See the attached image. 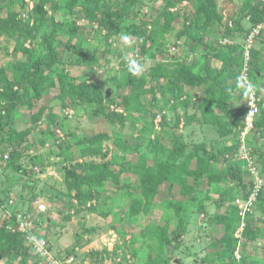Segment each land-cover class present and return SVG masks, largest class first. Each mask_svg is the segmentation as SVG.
Returning a JSON list of instances; mask_svg holds the SVG:
<instances>
[{
    "label": "rangeland",
    "instance_id": "374dc122",
    "mask_svg": "<svg viewBox=\"0 0 264 264\" xmlns=\"http://www.w3.org/2000/svg\"><path fill=\"white\" fill-rule=\"evenodd\" d=\"M13 1L17 10L22 4L27 11L35 6L32 0ZM218 1L223 21L228 26L233 28L234 21L239 20L242 32L236 34L235 41L244 47L256 28L252 27L249 15L245 14L248 7L246 9L244 4L247 0ZM110 3L118 6L110 9L113 14L110 20L120 29L132 25L142 32L150 30L158 35L153 50L155 57H145L144 62L137 58L139 53H135L134 45L140 41L133 36L134 32L126 44L121 38L113 37L108 30H100L96 21L82 20L78 26L85 33L74 37L75 44L71 45L67 38L60 39L69 46L58 49L62 54L51 71L57 82L60 74H69L85 80L91 89L110 88L105 85L108 80L114 82L117 79L125 83L127 73L123 69L126 63L130 65L132 61L136 65L144 63L145 68L149 69L155 64H190L205 57L201 51L192 52L187 38L177 39L194 14L196 0H137V4L129 9V2L125 0H111ZM46 10L50 14L51 6L48 5ZM165 11H173L177 16L170 22L171 28L163 33L160 25L166 16ZM4 14L5 11L1 16ZM22 14L25 20L26 13ZM156 19H159V26L152 24ZM209 32L204 34V39L211 44L217 34L221 36L217 29ZM121 35L125 36L126 33L122 32ZM15 42L7 38L0 40V46L5 45L0 50V67L4 66L11 78L12 73L8 68L14 60H27L25 55L5 51L6 45H16ZM249 44H252L251 50L264 45V33L255 35ZM104 51L106 54L103 55ZM89 54L95 56L87 63ZM212 66L214 68V64ZM262 66L264 69V63ZM201 70V67L198 68V72ZM57 86L40 100H33L32 109L21 108L20 121H17L21 123H17L14 129L18 133L27 131L31 127V114L44 105V114L48 116L49 111L54 113L57 120L63 123L62 127L59 124L47 126L43 138L39 132L26 135L21 146L23 156L18 162L23 172L7 166L5 157L12 150L11 147L6 146V156H0L3 166L0 168V230L5 227L7 232L14 234L7 229L10 223V219L5 218L7 213L30 212L38 215V206L46 207L40 216L41 223L33 225L30 233L22 234L24 242L17 250L11 248L7 236L0 238V264H201L202 258L206 261L212 258L217 264L220 260H228L229 254L224 245L228 240L229 243L237 241L233 258L238 260L244 256L248 264H264L262 130L254 128L244 136V128L238 131V128L230 126L233 133L222 138L217 127L202 122V99L195 96L191 88H184L178 100H173L176 92L166 90L170 98L166 104L161 94L153 98L155 93L150 86L140 90L121 86L118 93L128 100H124L123 105L106 102L102 107L108 115L125 117L122 122L110 125L92 115L95 105L76 104V101L72 105L68 97H56L59 94ZM3 93L0 87V96ZM262 104L264 108V101ZM233 106L234 109L243 107V102L235 100ZM6 107L7 103L0 99V110ZM216 118L221 120L224 117L218 113ZM9 131V127H6L0 132V139L4 143L9 140ZM104 131L115 134L117 142L123 143L121 149H117L112 141L103 142L101 146L87 149L96 148L100 154H85L83 158H79V155L84 145L76 144L72 153L65 149L68 143L73 144L84 136L91 137ZM232 145L238 146L233 157L225 154ZM125 147L127 149L124 150ZM175 149H181L182 155L176 159L171 170L175 172L177 167L179 171L182 170L180 181L158 184L153 192L146 191L145 186L141 185L146 173L140 167L151 170L157 163H170L169 156ZM211 154L215 156L211 157ZM187 157L191 160L187 161ZM115 160L119 163L116 170L121 171L117 189L108 185L105 191L94 188L90 191L83 187V193L91 194V199H82L67 189L64 174L72 165L85 162L106 165ZM207 164L214 173L231 170L232 167L235 178L241 173L243 180L238 182L239 179L227 177L225 181L214 184L208 179L210 172H203ZM250 182H253V188L259 184L260 189L252 197L256 200L243 216L240 206L254 190L249 187ZM127 185L130 189L126 187L124 190L123 186ZM116 190L118 193L114 196ZM168 204L180 207L184 233L180 240L164 246L158 226L164 227L166 235L172 237L179 220L174 208ZM232 207L235 208L233 216L237 224L232 231H228L221 216L231 212ZM247 230L253 236L250 242L245 238ZM71 259L72 262H69Z\"/></svg>",
    "mask_w": 264,
    "mask_h": 264
},
{
    "label": "trees",
    "instance_id": "16d2710c",
    "mask_svg": "<svg viewBox=\"0 0 264 264\" xmlns=\"http://www.w3.org/2000/svg\"><path fill=\"white\" fill-rule=\"evenodd\" d=\"M0 1H2V5L0 6V40L1 38H7L10 42L16 41V45H6L7 49L5 51H13L15 55L21 54L22 56H27V60L23 58H21L22 60L15 59L14 63L9 66L8 71L9 73L11 71L12 78L7 75L8 72L6 73L7 70H5L4 66L0 67V75L2 76L0 78V87L4 90L0 99L7 103V107L0 110V132L4 131L6 127L10 129L9 140L4 143L0 139V156H6L5 153L8 147H11L12 150L8 152L6 158L7 166L12 167L17 172H23L18 162L23 156L21 146L26 135L30 132H39V135L42 137L45 135L44 131L47 126L59 124V127H62L63 125L51 111H49L48 116L44 114L46 108L44 105L38 112L31 114V127L27 131L18 133L14 129L17 123H21L17 122L20 121L21 108L26 110L32 109L34 107L32 101L40 100L46 92L55 88L56 85H58L56 89L59 90V94L56 97L61 99L68 97L72 100V105L74 101H76V104L95 105L96 107L92 110V115L99 118L100 122L110 125L122 122L125 117L119 114L108 115L102 107L106 102H118L123 105L122 102L128 100L118 93L121 86L136 90L150 86L155 93L153 98L161 94L166 104L169 103L170 99L168 92H165L166 90L176 92L177 96H174L173 100H178L184 88H191L195 92V96L202 99L200 102L203 115L202 122L217 127L222 138L233 133L232 129L229 128L230 126L238 128V131H242L243 128L245 130L244 119L247 114L246 101L250 92H254L260 98V104L264 101V84H260V81L263 80L264 73L263 66L260 64L262 55L256 49L251 50L252 63L248 65V81L246 82L242 78L245 67L244 47H240L235 41V36L237 33L242 32V27L239 20L234 21L233 28L228 26L227 22L223 21L218 0H196L197 3L194 6L195 9L192 18L190 20L188 19L186 25L183 26L182 32L177 37V39L187 38V43L191 46L190 49L192 52L201 51L204 53V58H201L199 62H192L190 64H179L175 62L170 65L155 64V67L149 69L145 68L144 63H139L136 65L135 71L130 70V66L126 63L123 69L127 73L124 79L125 83L122 84V81L120 82L117 79H114V82H110L109 80L106 82L105 85L110 87H106L110 92L107 99H104L102 93L103 88L91 89L85 80L71 77L69 74H60L57 82L51 71L62 54L58 49L63 46H69V44L62 43L60 39L67 38L68 42H71V45L75 44L74 37L84 35L83 33H85V30L80 28L78 23L82 20L88 22L96 21L100 30H108L117 39L122 37V32H125L126 36L130 39V34L134 32L133 36L137 37L138 41H140L139 44L134 45L135 53H139L136 55L137 58L139 57L144 62L145 57L150 59L155 57L153 50L155 49L158 35L154 31H146L145 29L146 32H142L137 28H133L132 25L124 28V30L120 29L119 25L116 26L110 20L113 17L110 9L118 8L117 5L110 3L111 0H32L33 2L35 1V6L28 11L24 4L21 5L20 10H17L13 0ZM125 1L129 2L127 4L128 9L137 4V0ZM48 5L51 6L50 14L46 10ZM244 5L246 9L248 7L245 14L246 16L249 15L248 17L252 27L264 23V3L261 0H247ZM3 11H5V14L1 16ZM23 12L26 13L25 20L21 19ZM165 12L166 16L163 19L162 25H160L163 33L171 28L170 22L177 16L173 11ZM98 14L102 15V17L97 18L96 16ZM121 16L123 17V14ZM158 22L159 19H156L152 24L159 26ZM211 29H217L221 35L218 36L216 32L217 38L213 39L212 44L204 39V34H210L209 31ZM262 31L260 32L261 34L264 33V30ZM26 42L29 45L26 46ZM4 46L1 45L0 50H3ZM220 50L221 53H224L222 67L221 69H213L212 61L219 57L217 54ZM97 52L95 51V53ZM102 53L104 55L106 51ZM94 56V54H89L87 63ZM200 67L202 70L198 72V68ZM248 84L251 85V88H248ZM235 100H239L240 103L243 102V107L234 109L233 103ZM262 107L263 104H261L260 113L264 116V108ZM218 113H221L224 118L221 120L220 118L217 119ZM263 120L258 122L257 119L255 129L264 131ZM109 141H112L117 149H121L123 145V143L117 142L114 133L104 131L91 137L84 136V138L76 140L73 144L68 143L65 149L72 153L76 144L80 146L84 145L85 148L80 150V155L78 154L79 158H83L85 154L89 156L100 154V151L96 148L93 150L87 149H91L92 146H101L103 142ZM15 144L16 146L14 147ZM237 147V145L233 146L225 154L227 155L229 153L233 157L237 151ZM181 149H175L169 156L171 159L170 163H157L155 168L151 170H147L144 166L140 167L146 173V177L141 183V185L145 186L146 191L153 192L158 184H175L180 181V177L183 174L182 170L179 171L177 167L176 171L173 172L171 168L176 164V159L182 155ZM211 155V157L215 156L213 154ZM186 159L187 161L191 160L190 157ZM215 161L216 159L213 160V162ZM229 163L232 165V161ZM116 166H119L116 160L106 165H95L88 162L74 164L65 171L64 183L68 190L74 191L81 196L80 198L87 197V199H91V194L85 195L83 193V187L89 188L90 191L92 188L98 191H105L108 185L109 187H116L115 189H117L121 171L116 170ZM230 169L232 170V167ZM231 170L225 169L222 172L214 173L208 164L203 168V172L205 173L206 171L205 174L210 172L208 179H211L214 184L225 181L227 177L231 180L239 179L238 182L243 180L241 173L236 175L235 178ZM185 173L188 172L186 171ZM242 186L246 187L244 184ZM126 187L130 189V186L127 185L123 186L124 190ZM249 187L253 189V182L249 183ZM114 193L113 195L116 196L118 193L117 190ZM1 202L2 200L0 199V205ZM172 207L176 212V216L179 218L175 230L172 232V237L166 235L164 227L158 226V231L164 246L180 240L184 233V223L180 219L181 209L177 205H173ZM233 209L235 208L232 207L231 212L221 216L228 231H232L237 224L233 216ZM251 234L250 231L246 232L245 238L248 239L246 241L250 242L253 240ZM5 236H7L11 248L14 250L19 248L25 238L22 233L17 232L12 234L7 232L5 227H2L0 230V238ZM236 242L234 240L231 245L228 240L224 244L229 254L226 264H248V260L244 256L238 260L233 258L232 254L236 247Z\"/></svg>",
    "mask_w": 264,
    "mask_h": 264
},
{
    "label": "built area",
    "instance_id": "2783aa9c",
    "mask_svg": "<svg viewBox=\"0 0 264 264\" xmlns=\"http://www.w3.org/2000/svg\"><path fill=\"white\" fill-rule=\"evenodd\" d=\"M264 2V0H263ZM262 30H264V23L259 24L258 26H256V28L254 29V32L249 36L248 39V44L244 45V49H245V67L243 70V76L242 78L244 80H246V82L248 81V62L250 60V49L252 47V44H249L250 41L252 42V39L255 35H258L259 32H261ZM260 98L257 97L255 95L254 92H250L249 93V97L247 99V114L246 117L244 119L245 122V132H244V136L251 130H253L254 128V123L255 120L257 118V116L260 113ZM7 158V157H5ZM260 183V182H259ZM259 185V184H258ZM256 185L255 188H253L254 190L253 193L251 194V197L249 196L248 200L245 201L243 203V205L240 206V208L242 209V215L244 216L246 211L248 210V207L250 206V204H252V202L256 199H253L252 197L255 195H257L260 186ZM46 211V207L45 205H41L38 206V210H37V214L38 215H32L30 212H20L18 214L15 215H11V214H6L5 218L6 219H10V224L8 225V231L13 232V233H22V234H27L30 233L32 231V229L34 228L33 225H35L36 223H39L41 221V214L42 212ZM41 223V222H40ZM72 262V259L69 261Z\"/></svg>",
    "mask_w": 264,
    "mask_h": 264
},
{
    "label": "crops",
    "instance_id": "0c3cea01",
    "mask_svg": "<svg viewBox=\"0 0 264 264\" xmlns=\"http://www.w3.org/2000/svg\"><path fill=\"white\" fill-rule=\"evenodd\" d=\"M256 50L260 51V53L262 55V58H261L262 61H260V64L262 65L264 63V45H261L260 47L256 48ZM217 55L219 57H217L216 59H213L214 61L210 60L214 64V68L213 69H221V67H222V61H223V55H224V53H221V50H220V52H218ZM250 63H252V61H251V51H250V62H249V64ZM260 84H264V80L260 81ZM263 119H264V116H262V114H260V117L258 119V122H261V120H263ZM262 123H264V120L262 121ZM262 132H264V131H262ZM2 167L3 166L1 164V167L0 168H2ZM203 253H205V252H203ZM205 256H207L206 253H205ZM211 261H212V263H211ZM201 264H216V261L213 260L212 258H210L209 261H206L205 258H202L201 259ZM217 264H226V262L223 261V260H220Z\"/></svg>",
    "mask_w": 264,
    "mask_h": 264
},
{
    "label": "clouds",
    "instance_id": "9594fccd",
    "mask_svg": "<svg viewBox=\"0 0 264 264\" xmlns=\"http://www.w3.org/2000/svg\"><path fill=\"white\" fill-rule=\"evenodd\" d=\"M262 2H263V0H261ZM264 3V2H263ZM121 39L127 44L128 43V41H129V37L128 36H122L121 37ZM249 51H251V49L249 50ZM245 62H246V60H245V49H244V64H245ZM249 62H250V60H249ZM249 62H248V64H249ZM130 70H133V71H135V68H136V62H134V61H132V62H130ZM104 88V87H103ZM248 88H251V85L250 84H248ZM246 103H247V101H246ZM262 104V103H261ZM261 104H260V106H261ZM259 116H260V113H259V115L257 116V118H256V120H255V123H254V128H255V124H256V122H257V119L259 118ZM253 128V129H254ZM7 157V156H6Z\"/></svg>",
    "mask_w": 264,
    "mask_h": 264
},
{
    "label": "water",
    "instance_id": "95a60500",
    "mask_svg": "<svg viewBox=\"0 0 264 264\" xmlns=\"http://www.w3.org/2000/svg\"><path fill=\"white\" fill-rule=\"evenodd\" d=\"M23 17H24V14L21 15L22 20H23ZM102 93H103L104 99H107L110 95L109 89L106 87L102 89Z\"/></svg>",
    "mask_w": 264,
    "mask_h": 264
}]
</instances>
